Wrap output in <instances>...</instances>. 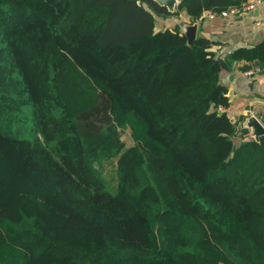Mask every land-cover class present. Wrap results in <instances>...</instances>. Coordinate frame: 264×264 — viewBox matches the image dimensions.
Listing matches in <instances>:
<instances>
[{"label":"trees","instance_id":"trees-1","mask_svg":"<svg viewBox=\"0 0 264 264\" xmlns=\"http://www.w3.org/2000/svg\"><path fill=\"white\" fill-rule=\"evenodd\" d=\"M246 1L0 0V264H264V137L235 143L220 83L264 43L155 18Z\"/></svg>","mask_w":264,"mask_h":264},{"label":"crops","instance_id":"crops-1","mask_svg":"<svg viewBox=\"0 0 264 264\" xmlns=\"http://www.w3.org/2000/svg\"><path fill=\"white\" fill-rule=\"evenodd\" d=\"M248 1L250 0L246 2ZM155 18L158 31L179 28L183 34L185 27L196 25V39L210 40L212 51L219 58H225L237 49L252 48L264 43V0H261V4L251 14L234 18L206 12L202 19L193 21L185 11L172 17ZM243 65L244 63L234 64L230 70H222L220 74V83L227 88L230 103L224 111L236 126L234 141L237 145L244 140L253 139V129L248 127L251 117H256L264 125V68H260L261 72L255 76L249 77L246 72L241 71Z\"/></svg>","mask_w":264,"mask_h":264},{"label":"water","instance_id":"water-1","mask_svg":"<svg viewBox=\"0 0 264 264\" xmlns=\"http://www.w3.org/2000/svg\"><path fill=\"white\" fill-rule=\"evenodd\" d=\"M154 1L158 3L160 6L166 7L169 12L173 13L175 11V8L183 0H154ZM196 33H197L196 25L187 26L183 30V34L187 37L189 45H192V43L195 41ZM248 127L253 129L254 132L253 139L255 141H260L261 137H264V125L256 117H251L249 119Z\"/></svg>","mask_w":264,"mask_h":264},{"label":"built area","instance_id":"built-area-1","mask_svg":"<svg viewBox=\"0 0 264 264\" xmlns=\"http://www.w3.org/2000/svg\"><path fill=\"white\" fill-rule=\"evenodd\" d=\"M260 4H261V0H250L246 3L241 4L240 6L230 7L227 10L222 11L220 15L224 18H229V17L234 18L237 16L248 15L254 12L257 9L258 5ZM260 72L261 69L259 67H255L246 71L245 74L249 77H253Z\"/></svg>","mask_w":264,"mask_h":264},{"label":"rangeland","instance_id":"rangeland-1","mask_svg":"<svg viewBox=\"0 0 264 264\" xmlns=\"http://www.w3.org/2000/svg\"><path fill=\"white\" fill-rule=\"evenodd\" d=\"M122 140L126 143L127 146L133 145V140L131 138V133L129 129L122 130ZM104 176L106 179L112 180L115 176V166L111 163L105 164L104 168Z\"/></svg>","mask_w":264,"mask_h":264}]
</instances>
